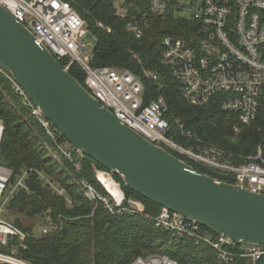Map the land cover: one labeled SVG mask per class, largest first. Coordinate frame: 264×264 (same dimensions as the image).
Wrapping results in <instances>:
<instances>
[{
    "label": "built area",
    "instance_id": "built-area-1",
    "mask_svg": "<svg viewBox=\"0 0 264 264\" xmlns=\"http://www.w3.org/2000/svg\"><path fill=\"white\" fill-rule=\"evenodd\" d=\"M118 0L117 14L127 22V28L141 38L151 26L154 15L166 17L173 13L185 17L193 28L188 37L167 35L162 44L164 62L171 68L172 76L179 82L182 95L196 106L210 105L220 100L221 110L232 121L235 132L251 126L264 113V0ZM192 5L191 14H181ZM0 5L47 47L59 60L67 59L63 66L69 71L76 63L85 75V88L113 112L122 123L139 132L151 142L169 147L212 171L231 176L234 184L255 193H264V152L262 145L257 152L243 157L236 163V155L208 143L176 120L181 134L197 145L185 147L170 136L171 122L166 118L167 103L163 96L145 101L146 89L142 78L129 69L113 66H93V53L84 38L90 33L87 22L74 6L65 0H0ZM195 7V9H194ZM194 9V10H193ZM99 26L105 28L103 23ZM108 31H111L108 29ZM13 81L15 90L24 96L25 103L32 102L25 90L12 76L0 67ZM146 78L157 81L153 70L145 69ZM162 86H160L161 88ZM34 114L56 144L61 156L81 171L84 155L67 141H60L52 122L41 110L34 107ZM4 126L0 119V142ZM100 174L109 176L118 187L117 195L104 185ZM108 195H102L91 184L84 182L87 196L102 201L112 214L122 211L143 212L145 205L137 199H127L113 174L100 170L96 174ZM11 170L0 166V212L5 202L19 187H26L25 175L10 189ZM45 178V177H44ZM46 179V178H45ZM54 188V182L47 180ZM61 193V191H59ZM126 202L130 207L126 206ZM157 227L169 231L174 238H189L202 248L210 247L220 264H258L264 257V246L242 244L223 235L207 230L198 222L162 207L154 217ZM47 224L35 233L49 232ZM30 234L0 213V264H30L19 256L27 249ZM129 264H180L169 255L139 256Z\"/></svg>",
    "mask_w": 264,
    "mask_h": 264
},
{
    "label": "trees",
    "instance_id": "trees-1",
    "mask_svg": "<svg viewBox=\"0 0 264 264\" xmlns=\"http://www.w3.org/2000/svg\"><path fill=\"white\" fill-rule=\"evenodd\" d=\"M65 1L85 18L96 37L92 65L129 69L140 76L146 89V102L163 96L168 107L166 118L172 124L170 136L178 143L189 147L199 142L182 136L177 119L186 131L235 154L236 163L255 154L260 145L264 152V113L251 126L235 132L232 121L221 110L220 100L196 106L182 95L179 82L164 62L162 41L170 34L188 37L187 30L193 28L191 21L173 13L166 17L154 15L143 37L137 38L117 14L118 0ZM67 61L63 59L60 63L65 66ZM145 69L156 72L158 80L146 78ZM69 72L85 87V75L76 63ZM32 105L25 103L13 81L0 70V119L4 126L0 165L11 170L10 189L25 175L26 187H19L9 198L4 215L30 234L27 249L21 250L19 256L30 264H129L139 256L166 254L180 264H220L212 248L197 246L189 238H174L166 229L157 227L154 217L162 207L125 186L118 174L113 176L120 182L126 197L142 201L143 212L129 209L112 214L102 201L89 199L83 183L91 184L107 196L96 174L108 170L84 156L83 168L77 171L66 158L60 162L50 155L48 147L56 148V144L34 114L33 102ZM52 127L60 141L68 142L54 125ZM166 149L199 172L234 183L231 176L220 175L169 147ZM47 180L54 182L56 188ZM126 206L130 207L128 203ZM37 219H44L45 225L50 226L47 234H35ZM258 264H264V257Z\"/></svg>",
    "mask_w": 264,
    "mask_h": 264
},
{
    "label": "water",
    "instance_id": "water-1",
    "mask_svg": "<svg viewBox=\"0 0 264 264\" xmlns=\"http://www.w3.org/2000/svg\"><path fill=\"white\" fill-rule=\"evenodd\" d=\"M0 67L77 151L125 186L238 245L264 246V193L199 172L122 123L1 5Z\"/></svg>",
    "mask_w": 264,
    "mask_h": 264
},
{
    "label": "rangeland",
    "instance_id": "rangeland-1",
    "mask_svg": "<svg viewBox=\"0 0 264 264\" xmlns=\"http://www.w3.org/2000/svg\"><path fill=\"white\" fill-rule=\"evenodd\" d=\"M186 3H189L188 0H186ZM194 9H195V7H194ZM194 9H193V10H194ZM191 11H192V5L190 4L189 7L186 8V9H184L183 12L181 11V14L188 16V15L191 14ZM84 40L90 44V49H89L88 53H93L94 48H95V45H96V37L94 36V34L90 32V33L84 38ZM171 149H172V148H171ZM172 150H174V149H172ZM174 151H176V150H174ZM49 154L52 155L53 157H55L58 161H60V162L63 161V156L60 155V153H59V151H58L57 149H51V150H49ZM186 157H187V156H186ZM187 158H189V157H187ZM191 160H192V159H191ZM0 166H1V165H0ZM96 177H97V176H96ZM97 179H98V178H97ZM99 182H100V181H99ZM101 185H102V184H101ZM102 186H103V185H102ZM105 190H106V189H105ZM127 199L129 200V199H131V198H127ZM7 202H8V201L5 202V205L7 204ZM126 203H127V202H126ZM0 213H1V215L4 217V215H5V213H6L5 207L3 208V211L0 212ZM4 218H5V217H4ZM44 225H45V221H44V219H37V220H35V230H36L37 232H39V231L42 229V227H43Z\"/></svg>",
    "mask_w": 264,
    "mask_h": 264
},
{
    "label": "bare ground",
    "instance_id": "bare-ground-1",
    "mask_svg": "<svg viewBox=\"0 0 264 264\" xmlns=\"http://www.w3.org/2000/svg\"><path fill=\"white\" fill-rule=\"evenodd\" d=\"M100 178L102 179L105 187L113 194L117 195L119 192L118 187L115 185L114 181L107 176L106 174H100Z\"/></svg>",
    "mask_w": 264,
    "mask_h": 264
},
{
    "label": "crops",
    "instance_id": "crops-1",
    "mask_svg": "<svg viewBox=\"0 0 264 264\" xmlns=\"http://www.w3.org/2000/svg\"><path fill=\"white\" fill-rule=\"evenodd\" d=\"M2 168H4V169H8V168H6V167H3V166H1Z\"/></svg>",
    "mask_w": 264,
    "mask_h": 264
}]
</instances>
